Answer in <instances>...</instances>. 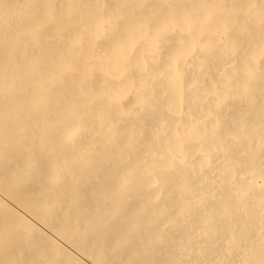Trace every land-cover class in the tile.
I'll list each match as a JSON object with an SVG mask.
<instances>
[{
	"label": "bare ground",
	"instance_id": "obj_1",
	"mask_svg": "<svg viewBox=\"0 0 264 264\" xmlns=\"http://www.w3.org/2000/svg\"><path fill=\"white\" fill-rule=\"evenodd\" d=\"M0 264H264V0H0Z\"/></svg>",
	"mask_w": 264,
	"mask_h": 264
},
{
	"label": "rangeland",
	"instance_id": "obj_2",
	"mask_svg": "<svg viewBox=\"0 0 264 264\" xmlns=\"http://www.w3.org/2000/svg\"><path fill=\"white\" fill-rule=\"evenodd\" d=\"M213 1H221V0H213ZM254 7H255V6H253L252 10L254 9ZM250 9H251V8H250ZM250 12H251V10H250ZM220 51H221V52H220ZM226 51H227V50L225 49V47L222 48V49L219 48V49L217 50V53H218L219 56H223V55L226 54ZM220 53H221V54H220ZM262 79H263L262 73L258 71L255 81L259 82V81H262ZM227 213H228V216H231V214H232V210L229 209V210L227 211Z\"/></svg>",
	"mask_w": 264,
	"mask_h": 264
}]
</instances>
